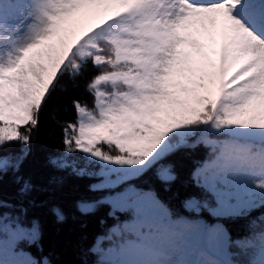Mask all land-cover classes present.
Masks as SVG:
<instances>
[{
  "label": "snow or ice",
  "instance_id": "1",
  "mask_svg": "<svg viewBox=\"0 0 264 264\" xmlns=\"http://www.w3.org/2000/svg\"><path fill=\"white\" fill-rule=\"evenodd\" d=\"M89 61L99 70L88 84L94 102H74L65 151L98 163L73 171L103 177L92 190H110L105 202L131 213L98 264H241L228 248H255L257 237L260 259L249 264H264V232L233 242L222 225L174 218L129 183L198 136L219 152L193 174L203 196L185 207L220 218L264 206V0H0V146L29 144L56 84ZM27 155L0 157V173L18 172ZM161 178H172L169 169ZM0 232V264H40L16 247L35 240L38 225L17 219Z\"/></svg>",
  "mask_w": 264,
  "mask_h": 264
},
{
  "label": "trees",
  "instance_id": "2",
  "mask_svg": "<svg viewBox=\"0 0 264 264\" xmlns=\"http://www.w3.org/2000/svg\"><path fill=\"white\" fill-rule=\"evenodd\" d=\"M105 69L107 66H102ZM91 61L80 75H65L56 84L39 113V125L31 133L30 143L6 142L0 146V157L17 156L27 148L28 155L19 171L9 169L0 173V226L19 219L25 226L38 225L35 240L23 238L17 242V251L30 255L40 264H98L99 249H107L120 239L113 230L131 218V213L114 211L107 203L111 191L92 190L103 177L98 175H77V169L87 168L89 173L99 170L98 163L88 164L86 155L79 151L67 154L64 144V129L77 120L74 102L93 105V96L88 84L98 73ZM103 87V86H102ZM23 132L24 129H21ZM198 136L188 139V145L171 151L138 178L129 183L138 189L155 193L156 198L173 214L193 222L222 225L231 241L243 240L252 234L264 232V206L253 209L247 216L220 217L209 215L208 211H195L185 207V201L195 196L201 199L203 191L196 186L193 174L198 167L215 159L219 149L213 151L210 145L196 143ZM210 139H216L211 136ZM109 154H118L114 146ZM63 160L69 166L63 169L53 166L50 161ZM170 171V179L161 178V169ZM28 182L31 188L26 193L21 189ZM119 190V189H118ZM96 204L93 211H81L80 204ZM56 209L63 218L57 216ZM256 221L253 225L252 222ZM110 237V239L108 238ZM0 238H5L0 232ZM261 238L255 240V248H244L234 243L228 248L231 258L241 264L259 261Z\"/></svg>",
  "mask_w": 264,
  "mask_h": 264
}]
</instances>
